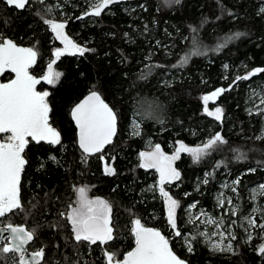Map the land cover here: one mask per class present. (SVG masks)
Masks as SVG:
<instances>
[{
	"label": "trees",
	"instance_id": "16d2710c",
	"mask_svg": "<svg viewBox=\"0 0 264 264\" xmlns=\"http://www.w3.org/2000/svg\"><path fill=\"white\" fill-rule=\"evenodd\" d=\"M86 1L30 0L19 10L0 0V35L38 50L31 68L34 75L46 73L54 50L61 46L43 23L50 18L48 8L55 13L51 18L68 21L67 32L77 43L95 49L84 55L61 56L55 63L62 74L58 82L41 84V90L49 91L51 122L61 134V144L30 141L24 152L23 208L0 221L36 229L30 248H44L42 264H86L85 258L90 264H106L105 250L118 252L121 259L134 246L131 228L137 218L163 231L172 248L189 264H264L257 236L246 242L238 235L233 254L215 252L196 236L189 252L177 242L179 237L167 223L164 199L153 187L158 180L156 171L139 167V153L149 139L166 152L178 141L195 148L216 133L226 139V145L211 150L198 163L188 153H181L176 162L180 179L166 191L180 202L177 226L184 232L190 229L183 226L182 207L188 202L213 210V196L222 181L239 179L242 194L264 182V164L256 163L264 161V139H257L264 137V72L233 84L237 76L264 68V0H117L100 16L84 15L90 12ZM236 32L245 35L227 39ZM194 37L205 54L191 55L186 64L173 67L195 50ZM221 43L226 46L217 49ZM229 85L231 90L208 103V108H223L224 115L218 121L205 113L202 97ZM94 90L115 109L119 132L104 152L85 160L71 111ZM257 95L261 96V107L250 111L248 107ZM134 116L141 122L139 135L130 134ZM232 148L245 152L247 159L235 160ZM109 164L114 169L112 175L104 171ZM251 168L256 171H248ZM205 178L207 184L203 183ZM80 185L86 186L91 196L105 198L112 207L115 238L107 245L77 244L68 221L60 215L68 211L74 202V187ZM8 256L0 254V264H11Z\"/></svg>",
	"mask_w": 264,
	"mask_h": 264
},
{
	"label": "snow or ice",
	"instance_id": "6c2138e0",
	"mask_svg": "<svg viewBox=\"0 0 264 264\" xmlns=\"http://www.w3.org/2000/svg\"><path fill=\"white\" fill-rule=\"evenodd\" d=\"M115 2L117 0H92V10L85 12L84 15L100 16L104 9ZM175 2L179 3L180 0H175ZM6 3L17 9H24L28 0H6ZM47 11L51 12L52 9L48 8ZM261 12L264 13V8L261 9ZM43 23L49 26L51 32L55 34V39L60 41L64 47L54 50L55 59L48 63L47 72L40 78L32 75L29 71L37 61L38 50L34 47L19 46L12 39L0 35V74L7 70L15 73V79L8 83H0V133L8 134L6 139L0 140V218L23 208L21 174L27 163L24 152L30 141L37 143L44 141L51 145L61 144L60 132L49 122L51 111L47 101L49 92L37 91V85L41 83V80L49 85L58 81L62 74L55 71L53 65L65 53L84 55L86 51H95V49L83 48L70 39L65 32V22L43 19ZM192 31L197 32L198 30L192 28ZM242 35L245 34L236 32L229 35L227 39H236ZM197 43L194 37L193 46L195 50L186 54L181 58L179 64L173 65V67L183 66L191 55L205 54L196 46ZM225 46L224 43H221L217 49ZM262 72H264V68H256L245 76H237L233 84L240 80H248ZM231 88L232 85H229L228 89L218 88L202 97L204 111L207 115L214 116L218 121L222 120V108L216 107L214 111H210L208 103L215 101ZM71 116L78 129L79 148L82 150L85 160L90 155L102 152L106 145L113 142V137L117 131V116L113 108L105 102L97 91H91L87 97L76 104L71 111ZM160 122L163 123L162 120ZM134 134L139 135V130L137 129ZM257 139H264V137H257ZM226 144V139L220 133H216L202 147L192 148L181 142L172 155L164 153L159 144H156L152 151L139 153V167L155 169L159 173V193L166 206L167 223L175 236L180 237L182 235L177 226V209L180 207V202L164 188L166 183H173L180 179L179 171L173 166L174 161L179 158L181 153H188L193 162L198 163L211 150ZM230 151L235 153L234 159L237 161L247 159V154L240 149L232 148ZM50 158L55 160V157ZM256 163L260 165L264 164V161H257ZM104 171L108 175L114 174V169L108 165H105ZM248 171L254 172L256 169L251 168ZM203 183L207 184L208 179L205 178ZM233 183L239 184L240 180L236 179ZM260 189L261 194H264V185H261ZM75 191L77 192L76 206L70 204L67 213L60 215L68 221L76 243L87 242L89 246L99 243L103 246L113 241L115 237L111 221V205L98 197L90 199L86 187H78ZM232 191L235 192L236 189L232 188ZM197 203L193 202L189 208H196ZM224 203V199H218L220 207H223ZM227 203L231 205L232 200L229 199ZM237 211V208H232L233 215H236ZM200 216L206 217L203 223L217 225L218 228L223 226L222 218L218 224L215 218L208 216L203 211L196 219L198 220ZM244 219L250 227H259L264 230V224L257 225L255 219L250 216L244 217ZM189 223H194V221L189 220ZM245 231L248 230L245 229ZM131 232L135 238V247L131 251H127L122 259H117L118 252L105 250L106 264H186V261L174 253L170 247L169 239L156 228L145 227L139 218L132 221ZM199 235L205 238V242L210 245L213 251H232L231 243L227 245L223 243L226 239L223 232L219 233L220 240L215 242L212 241V237L217 235L216 232L211 234L200 232ZM229 235H231V239H236L234 234L229 233ZM36 236V229L28 230L24 226H14L8 222L0 227V254H14L11 264H42L45 256L44 248L26 255V246ZM248 238L251 239V233H249ZM184 239L187 250L192 252L191 240L186 237ZM195 239L196 236H192V240ZM3 241H7V243H3ZM259 251L264 254V245L260 246Z\"/></svg>",
	"mask_w": 264,
	"mask_h": 264
},
{
	"label": "rangeland",
	"instance_id": "374dc122",
	"mask_svg": "<svg viewBox=\"0 0 264 264\" xmlns=\"http://www.w3.org/2000/svg\"><path fill=\"white\" fill-rule=\"evenodd\" d=\"M36 1L41 2V0H36ZM86 4L89 5V9H90L89 11H91L92 10V0H87ZM56 5L58 6V8L61 7V4L58 3V2H56ZM47 13H48V15H50V18H47V19H52V20H55L57 22H65L66 23V27H65L66 34L69 36L70 39H72L75 43H77L67 32L68 21L65 18H62L60 20H56V19L51 18L52 16L54 17V15H55L54 11H51V12L47 11ZM61 15L65 16L64 13H61ZM53 37L55 38V34L54 33H53ZM77 44L80 45L83 48H86L85 45H82V44H79V43H77ZM63 47H64V45L61 44V46L59 48H63ZM65 54H67V53H65ZM77 54H79V53H77ZM54 59H55V57L53 55V59L52 60H54ZM53 68H54L55 71L58 72V70L55 68V64L53 65ZM46 72H47V70H46ZM10 78H11V75L7 79H10ZM7 79L4 78V80H7ZM257 96H258V98L256 99V101H254V103L248 107L249 110H251V111H258L260 109V107H261L260 106L261 105V101H262L261 100V96L260 95H257ZM216 107L222 108L220 105H215L213 107H209V110L210 111H214ZM222 110H223V108H222ZM223 115H224V110H223L222 117H223ZM140 127H141V122H140L139 118H137V116H134L132 118L131 124H130V130H131L130 134L134 135V133H135V131L137 129L140 130ZM261 131H262V133H264V125H263V128H262ZM7 135L8 134L5 133V134L1 135L0 138L2 140L6 139ZM179 143H181V141H178L177 143L171 145V148H172L171 152H166L164 150H163V152L168 154V155H172L175 152L176 148L179 146ZM155 144H157V143H155L154 141L149 139L145 149L152 148ZM106 155H108V153L104 154V156H106ZM177 160L174 161L173 166L179 171L180 176H181V172L176 166ZM109 166L112 167L111 164H109ZM234 180H236V179H234ZM234 180L226 179V180L221 182L219 190L213 196V204H214L213 205L214 206L213 210H210V209H207V208H204V207H197V205H196V208L190 209L189 205L192 204L195 201H190L187 204H185V206L182 207L183 221H184L183 226H189L190 229L188 231L184 232L182 230V226L181 227L178 226V229L182 233V235L177 239V242L180 245H184L187 248L184 238L186 237L188 240H191V243H192V236H197V237L200 238V240L209 249H211L210 245L205 242V238L203 236L199 235L200 232H208L209 234H211L212 232H216L217 235L212 237V241H214V242L220 240L219 233L223 232L224 236L226 237V239L223 241V243L225 245H227L228 243L232 244V251H230V252L229 251H215V252L232 253V254L235 252V246H234V240L235 239L234 240L231 239V235H229V233L234 234L236 238H237L238 235H241L242 239L244 241H246V242H251V240L255 236H257L259 238V240H260V243L257 246L258 250H259L261 245H264V230L260 229L259 227H250L248 225L247 221L244 219V217L250 216L251 218L255 219L257 225L264 224V194H261V189H260V186L264 185V182H261L259 184H256V185L252 186V187H249L245 191V193L242 194L241 191L238 189V184H234L233 183ZM174 182H176V181H174ZM171 184L172 183H166L164 185L165 191H166V189H168L169 185H171ZM225 185H227V187H225ZM78 187H86V186H84V185L75 186L74 187V191ZM153 187L155 189H157L158 192H159V179L157 180V182H154ZM232 188H235L236 191L233 192ZM86 189H87V195H88V197L90 199H95V198L98 197L100 199L106 200L105 198L100 197V196H96V197L91 196L89 194V189L87 187H86ZM253 190H255V191H253ZM221 194H223V195L221 196ZM76 199H77V192L75 191L74 202L71 204L72 206H76L75 205ZM218 199H224L225 203H224L223 207L219 206ZM229 199L232 200V204L231 205H229L227 203V201ZM233 207L238 209L236 215L232 214V208ZM111 209H112V207H111ZM178 210H179V208L177 209V215H178ZM202 211L207 213L208 216H211V217L215 218L217 220L218 224H219V222H220V220L222 218L223 219V226L218 228L217 225H210V224L203 223V221L206 219L205 216H200V218L197 220L196 217ZM1 219L2 218H0V220ZM189 220L194 221V223H189ZM111 221H112V211H111ZM0 224L4 225V224H7V223L3 224L0 221ZM245 229H247L248 231H245ZM249 233H251V239L248 238ZM172 236H174L173 232H171L170 237H172ZM172 238H174V237H172ZM102 253H103V256H104V251H102ZM262 255L264 256V254H262ZM13 256H14V254H10L9 253L8 259L11 262H12ZM88 259L89 258H85V260H84L85 263L87 262L86 264H90V262H89L90 260H88ZM117 259H119V258H117ZM104 261L106 262L105 256H104ZM72 264H78V262L75 261Z\"/></svg>",
	"mask_w": 264,
	"mask_h": 264
},
{
	"label": "water",
	"instance_id": "95a60500",
	"mask_svg": "<svg viewBox=\"0 0 264 264\" xmlns=\"http://www.w3.org/2000/svg\"><path fill=\"white\" fill-rule=\"evenodd\" d=\"M29 1L30 0H28V3H29ZM28 3L26 4V6L28 5ZM10 6V5H9ZM25 6V7H26ZM10 7H14V6H10ZM19 10H21V9H19ZM14 41V40H13ZM15 42V41H14ZM16 43V42H15ZM18 44V43H17ZM19 46H23V47H29V46H24V45H21V44H18ZM35 65V64H34ZM33 65V66H34ZM32 66V67H33ZM29 71H30V73L32 74V75H34L33 73H32V71H31V68L29 69ZM7 73H10L11 74V78L10 79H7V80H4V77H5V75L7 74ZM34 76H36L37 78H40V77H42V76H37V75H34ZM12 79H15V73H13V72H11L10 70H7V71H5L4 73H2V74H0V83H8L10 80H12ZM43 82H45V81H43V80H41V83L40 84H38L37 85V91H47V90H41L40 89V86H41V84L43 83ZM46 83V82H45ZM94 91H96V90H94ZM48 92V91H47ZM91 92V91H90ZM90 92L88 93V94H86L79 102H81L85 97H87L89 94H90ZM100 95H101V97L105 100V102L106 103H108L109 104V106L110 107H112V105L104 98V96L99 92V91H97ZM49 97V96H48ZM48 97H47V101H48ZM78 102V103H79ZM78 103H76V104H78ZM48 104H49V102H48ZM75 104V105H76ZM74 105V106H75ZM73 106V107H74ZM49 107H50V109H51V106H50V104H49ZM113 108V107H112ZM73 109V108H72ZM113 110H114V112L116 113V111H115V109L113 108ZM50 113H51V111H50ZM50 113H49V122L52 124V122H51V117H50ZM116 116H117V131H116V135L113 137V142L111 143V144H113L114 143V141H115V138H116V136H117V134H118V132H119V119H118V115H117V113H116ZM72 120H73V118H72ZM73 122H74V124H75V121L73 120ZM52 126L54 127V128H56L53 124H52ZM76 126V125H75ZM57 129V128H56ZM76 129H77V127H76ZM57 131H58V129H57ZM3 134H5V133H0V137H1V135H3ZM0 140H2L1 138H0ZM41 142H44V141H41ZM77 142H78V129H77ZM111 144H109V145H111ZM78 145H79V143H78ZM109 145H106L105 146V148H104V150L102 151V152H104L105 150H106V148L109 146ZM156 145V144H155ZM155 145L152 147V148H148V149H144V150H142L141 152H148V151H152L153 149H154V147H155ZM161 149H162V147H161ZM162 151H163V149H162ZM102 152H100V153H95V154H93V155H97V154H101ZM90 156H92V155H90ZM155 170V169H154ZM156 171V170H155ZM156 174H157V176H158V178H159V173L156 171ZM22 175H23V172H22V174H21V181H22ZM141 223L142 224H144V226L145 227H150V228H156V227H154V226H152V225H148V224H146V223H144V222H142L141 221ZM4 225H6V224H4ZM4 225H1L0 224V227H3ZM14 226L15 225H20V226H24L25 228H27L25 225H21V224H13ZM28 229V228H27ZM157 230H159L167 239H168V237H167V235L166 234H164V232L163 231H161L159 228H156ZM29 230V229H28ZM5 235H7V234H5ZM170 242V241H169ZM32 242H30V244H31ZM30 244L29 245H27L26 247H27V252H26V255L28 254V253H31V252H35V251H37V250H31L30 248H29V246H30ZM135 247V242H134V246L131 248V250L133 249ZM170 247L172 248V246H171V243H170ZM131 250H129V251H131ZM172 250L174 251V253L180 258V259H182V260H184V261H186V264H189L188 263V261L186 260V259H184V258H182L180 255H178V253L172 248ZM123 258V257H122ZM121 258V259H122ZM43 262V261H42Z\"/></svg>",
	"mask_w": 264,
	"mask_h": 264
},
{
	"label": "flooded vegetation",
	"instance_id": "af4514ba",
	"mask_svg": "<svg viewBox=\"0 0 264 264\" xmlns=\"http://www.w3.org/2000/svg\"><path fill=\"white\" fill-rule=\"evenodd\" d=\"M30 2V1H29ZM159 179V178H158ZM3 243H7V241H3ZM29 248H30V246H29ZM31 249V248H30ZM31 250H33V249H31ZM11 254V253H10Z\"/></svg>",
	"mask_w": 264,
	"mask_h": 264
}]
</instances>
